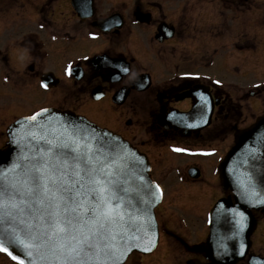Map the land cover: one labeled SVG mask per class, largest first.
Returning a JSON list of instances; mask_svg holds the SVG:
<instances>
[{
    "label": "flooded vegetation",
    "instance_id": "flooded-vegetation-1",
    "mask_svg": "<svg viewBox=\"0 0 264 264\" xmlns=\"http://www.w3.org/2000/svg\"><path fill=\"white\" fill-rule=\"evenodd\" d=\"M261 69L264 0H0V96L35 102L24 114L0 108V149L10 124L46 108L122 135L148 156L163 191L156 248L125 264H209L208 217L231 195L217 167L235 131L264 114ZM193 105L211 124L181 136L172 116ZM183 156L198 161L177 169ZM166 170L180 189L165 188ZM255 234L237 264L264 257ZM0 264L17 263L0 252Z\"/></svg>",
    "mask_w": 264,
    "mask_h": 264
},
{
    "label": "water",
    "instance_id": "water-1",
    "mask_svg": "<svg viewBox=\"0 0 264 264\" xmlns=\"http://www.w3.org/2000/svg\"><path fill=\"white\" fill-rule=\"evenodd\" d=\"M195 108L185 115L172 117L170 125L179 127L183 135L200 131L209 124L211 113L198 114L201 108ZM235 136V145L219 166L223 188L232 191L235 202L230 197L220 200L210 214L211 233L206 251L210 264H235L246 255L256 223L252 211L264 209V116ZM7 137L6 149L0 150V171L14 163L23 166L42 156H51L52 152L63 158L90 148L101 165H107L105 171L115 174L110 175V180L113 191L121 197L113 201L123 214L125 229L115 241L125 253L118 264H123L131 252L147 251L157 244L154 209L160 203L161 191L150 179L147 157L122 137L82 116L52 109L20 118L9 126ZM22 229V225L12 221L0 224L5 246L14 255L21 256L25 264H31L32 257L24 250L27 240L25 244L9 243L17 233L23 238ZM121 235L125 238L120 239Z\"/></svg>",
    "mask_w": 264,
    "mask_h": 264
},
{
    "label": "snow or ice",
    "instance_id": "snow-or-ice-1",
    "mask_svg": "<svg viewBox=\"0 0 264 264\" xmlns=\"http://www.w3.org/2000/svg\"><path fill=\"white\" fill-rule=\"evenodd\" d=\"M106 167L85 147L78 154L62 158L52 152L0 171V224L23 226V238L17 233L9 243L27 240L24 250L31 264H118L125 253L115 241L125 231L124 219L113 203L121 199L110 180L115 174ZM3 236L0 250L25 264L5 246Z\"/></svg>",
    "mask_w": 264,
    "mask_h": 264
},
{
    "label": "rangeland",
    "instance_id": "rangeland-1",
    "mask_svg": "<svg viewBox=\"0 0 264 264\" xmlns=\"http://www.w3.org/2000/svg\"><path fill=\"white\" fill-rule=\"evenodd\" d=\"M258 79H259V81L260 80L264 81V71L262 69L260 70V75H259ZM16 96L17 95H13V94L8 95V96H0V108H3V109L9 108L11 110L10 113H14V112H17V113L20 112L22 114L29 113L31 111V108H32V107L29 108L30 103L34 104L35 102L32 101V99H30L29 96H25V95H21V97L20 96L16 97ZM34 109H35V106H34ZM0 124H1V120H0ZM0 138H2V131H0ZM2 140H3V138L0 141H2ZM220 145L223 146V144H220ZM176 160L177 161H175V163H179V166L177 169H179V168L180 169H186L190 165H192L193 162L198 161L196 158L191 159L189 157H184V156H183V158L179 157ZM173 161L174 160L170 161V163L166 162L164 164V166H168L169 164H173ZM202 166H203L202 169H205L207 167V161L206 160L204 161V164ZM209 170H210V168L207 169V171H209ZM165 173H167V174L172 173L170 181H168L166 183L165 188L167 190L170 189L171 191L174 188L180 189L179 187H176L177 185H175L178 182H177V179L173 177L174 172L166 170ZM205 174L207 175L208 173H205ZM257 216L260 217L261 215L259 214ZM257 227H258V229H257L255 235L264 238V215L262 217H260ZM263 247H264V244H263Z\"/></svg>",
    "mask_w": 264,
    "mask_h": 264
}]
</instances>
